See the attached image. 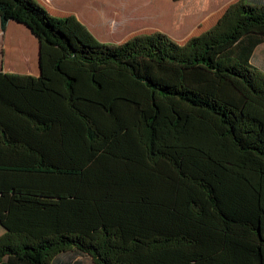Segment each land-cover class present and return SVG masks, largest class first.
<instances>
[{"label":"trees","instance_id":"1","mask_svg":"<svg viewBox=\"0 0 264 264\" xmlns=\"http://www.w3.org/2000/svg\"><path fill=\"white\" fill-rule=\"evenodd\" d=\"M10 21L39 73L0 71V264H264V0L184 44L36 0H0Z\"/></svg>","mask_w":264,"mask_h":264},{"label":"rangeland","instance_id":"2","mask_svg":"<svg viewBox=\"0 0 264 264\" xmlns=\"http://www.w3.org/2000/svg\"><path fill=\"white\" fill-rule=\"evenodd\" d=\"M89 1L74 0L73 5H70L80 11V19L106 43L118 44L136 35L163 32L184 44L191 37L214 26L226 9L239 0ZM73 14L77 16V13ZM13 23V26L7 25L5 30L0 26V71L37 75L38 40L25 25ZM252 63L264 70V43L257 46ZM4 233L5 229L0 225V236ZM61 259L64 262L69 260L94 264L89 255L72 251H68Z\"/></svg>","mask_w":264,"mask_h":264},{"label":"crops","instance_id":"3","mask_svg":"<svg viewBox=\"0 0 264 264\" xmlns=\"http://www.w3.org/2000/svg\"><path fill=\"white\" fill-rule=\"evenodd\" d=\"M36 1L38 3H40L42 6H44L53 15L57 14V16H59V15L60 16H67V15H74L73 13H77L78 19H80V17H79V12L80 11H76L73 7H71L73 5L72 3H73L74 0H36ZM91 2H92V0L89 1V3H91ZM70 4H72V5H70ZM63 6H66V7L65 8H61ZM13 22L14 21H10L8 26H10V25L13 26L14 25ZM0 26H1V22H0ZM4 72H7V71H4ZM11 73H15V72H11ZM74 260H76V258ZM57 264H78V263L73 261V262H65V263H57Z\"/></svg>","mask_w":264,"mask_h":264},{"label":"water","instance_id":"4","mask_svg":"<svg viewBox=\"0 0 264 264\" xmlns=\"http://www.w3.org/2000/svg\"><path fill=\"white\" fill-rule=\"evenodd\" d=\"M38 50H39V48H38ZM39 52V51H38ZM38 57H39V54H38ZM39 64V63H38ZM39 67V66H38Z\"/></svg>","mask_w":264,"mask_h":264}]
</instances>
